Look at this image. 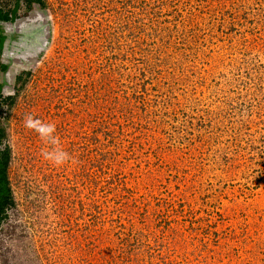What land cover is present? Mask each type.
<instances>
[{
    "label": "rangeland",
    "instance_id": "obj_1",
    "mask_svg": "<svg viewBox=\"0 0 264 264\" xmlns=\"http://www.w3.org/2000/svg\"><path fill=\"white\" fill-rule=\"evenodd\" d=\"M0 187V264H264V0H0Z\"/></svg>",
    "mask_w": 264,
    "mask_h": 264
},
{
    "label": "clouds",
    "instance_id": "obj_2",
    "mask_svg": "<svg viewBox=\"0 0 264 264\" xmlns=\"http://www.w3.org/2000/svg\"><path fill=\"white\" fill-rule=\"evenodd\" d=\"M24 125L26 128L35 131L46 142L48 147L42 151V156L45 160L54 166H60L70 159V154L59 146L60 139L56 135L55 123L44 122L38 117L29 114L24 120Z\"/></svg>",
    "mask_w": 264,
    "mask_h": 264
},
{
    "label": "trees",
    "instance_id": "obj_3",
    "mask_svg": "<svg viewBox=\"0 0 264 264\" xmlns=\"http://www.w3.org/2000/svg\"><path fill=\"white\" fill-rule=\"evenodd\" d=\"M4 180H5V178H4ZM2 186V185H1ZM1 188V187H0Z\"/></svg>",
    "mask_w": 264,
    "mask_h": 264
}]
</instances>
